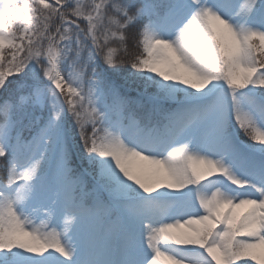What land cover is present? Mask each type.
Here are the masks:
<instances>
[{
    "label": "snow or ice",
    "instance_id": "1",
    "mask_svg": "<svg viewBox=\"0 0 264 264\" xmlns=\"http://www.w3.org/2000/svg\"><path fill=\"white\" fill-rule=\"evenodd\" d=\"M0 264H264V0H0Z\"/></svg>",
    "mask_w": 264,
    "mask_h": 264
}]
</instances>
